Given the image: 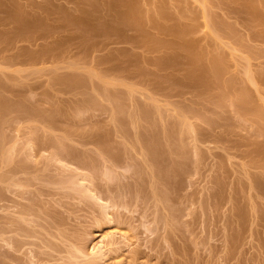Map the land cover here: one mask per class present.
Wrapping results in <instances>:
<instances>
[{"label": "rangeland", "instance_id": "1", "mask_svg": "<svg viewBox=\"0 0 264 264\" xmlns=\"http://www.w3.org/2000/svg\"><path fill=\"white\" fill-rule=\"evenodd\" d=\"M0 264H264V0H0Z\"/></svg>", "mask_w": 264, "mask_h": 264}]
</instances>
